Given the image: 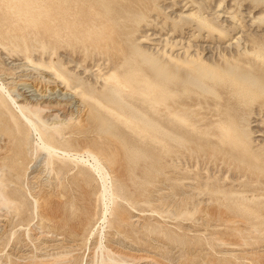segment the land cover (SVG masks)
<instances>
[{"label":"rangeland","instance_id":"1","mask_svg":"<svg viewBox=\"0 0 264 264\" xmlns=\"http://www.w3.org/2000/svg\"><path fill=\"white\" fill-rule=\"evenodd\" d=\"M256 43L264 46V0H0L2 83L18 100L34 101L39 95L65 100L67 108L57 120H78L80 127L65 129V145L55 146L91 149L116 192L98 251V231L90 235L100 223L97 177L83 174L71 184L79 170L70 165L72 171L60 175L68 192L52 199L60 202L53 211L64 210L67 219L47 220L43 204L54 171L43 164L44 153L35 151L26 127L18 122L19 136L16 127H9L12 136L0 142L5 148L0 158L13 156L16 172L8 173L2 160L0 169L12 181L3 184L14 190L23 208L9 227V211L0 209V264H264V195L259 182H248L250 171L255 174L263 164L264 105L256 96L264 99V75L256 62L240 56V50ZM186 53L195 61L177 64ZM109 59L117 61L114 72L124 82L139 73L151 83H168L164 89L173 94L187 124L159 126L166 117L159 118L144 102L158 86L132 83L123 89L98 80ZM63 70L75 74L80 87L103 85L107 96L100 100L113 111L80 103L53 83L58 73L64 78ZM229 77L242 78L243 87L228 85ZM250 86L253 100L241 94ZM89 96L101 98L99 93ZM184 101L192 105L183 106ZM87 105L96 112L91 124L85 122ZM6 108L14 114L7 103L0 107V118L9 119ZM217 111L233 118L228 126L237 137L235 147L202 134L206 123L212 127L221 118ZM223 145L231 149L230 166L206 156L205 149L214 155ZM248 162L250 169L241 170ZM66 200L73 202L71 217Z\"/></svg>","mask_w":264,"mask_h":264},{"label":"bare ground","instance_id":"2","mask_svg":"<svg viewBox=\"0 0 264 264\" xmlns=\"http://www.w3.org/2000/svg\"><path fill=\"white\" fill-rule=\"evenodd\" d=\"M60 1H62V0H60ZM6 7L8 8L7 5H6ZM67 7H68V5H67ZM11 11H12V9H11ZM24 14H26V13H24ZM13 41H14V44H18V46H20L19 39L15 38ZM260 45H262V44L256 43V46H255V44H252L249 49L246 47L243 48L242 51L240 50V56L246 57V58L249 57L250 60L256 62L257 66L261 67L262 74L264 75V46H260ZM15 53H19V52L16 51ZM22 55H24V54H22ZM25 57H24V59H25ZM183 59L184 60L176 59L175 62L177 64L184 63L187 65L190 61H195L194 56H191L188 53L184 54ZM116 64H117V61L115 59H109V63L105 67V69H106L105 74L97 75L96 78L98 80H101V81L106 82V83L111 82V83H113V85H118L123 89H129L131 87L130 84H132V83L133 84L135 83L138 85H141L143 83L148 84L149 86L147 88H149V89H153L155 86L156 87L158 86L156 88V91L152 92L151 97L147 98L144 102L146 103V105L149 108L154 109V113L159 118L166 117L165 118L166 122L160 121L159 126L161 127L162 125H165L167 123H170V125L171 124L173 125L174 124L173 122H176L177 124H182V125L187 124L188 119L186 117L180 116V114L177 112L178 107L176 106L173 94L170 91H166L164 89L166 87V85H168V83H166L164 81H158V82L152 81V83H151L150 79L148 78V76L146 74L142 75L139 73L131 74L130 75L131 80L124 82V81H122L123 79L121 80V78L118 77L117 74L114 72V67L116 66ZM17 65H18V63H17ZM21 66H22V64H21ZM21 66H19V68H21ZM0 67H2V66H0ZM7 70H9V69H7ZM49 71L50 70H47V72H49ZM132 72H136V71H132ZM63 73L65 74L64 78H63V76L58 75L59 73L56 74V76L54 75L57 80L53 79V83H54V81H56L57 83L62 84L63 87L68 92H71L74 95L73 97L77 98V100L80 103L86 102L87 104H91V106H94V107L100 109L101 111H105L106 113L107 112L111 113L113 111L107 105L103 104L100 100L102 98L105 99V97L107 96V93L103 90L105 88L103 85H102V88L101 87L95 88V87H92L90 85L80 87L81 82L78 78H76L75 74H72L70 72L68 73L67 70H63ZM6 75H8V74H6ZM49 78H50V76H49ZM49 78H47V79H49ZM46 81H48V80H46ZM46 81H44V82H46ZM50 81H52V80H50ZM226 81H227L228 85H231L234 83L238 84L241 87H243V85H244V80L240 77L236 78V82H235V79L232 77H229ZM133 84H132V86H133ZM136 90L138 92H140L142 90V88L139 87V88H136ZM13 92H14V90H13ZM258 92H261V91H258ZM90 93H94V94L99 93L101 98L100 97L99 98L91 97V96H89ZM241 94L243 96L247 97L248 100H253L251 97L255 94V91L253 92V88L251 86L250 87H244L243 91H241ZM260 95H262V94L260 93L259 95L256 96V98L257 99L259 98V102L261 101V104L264 105V99H260V97H261ZM44 96L39 95L40 98L37 100H34V101L30 100L29 97L28 98H26V97L20 98L18 100V98H16L17 95L15 96L14 94L10 93L9 90L5 87V85L2 83V81L0 79V107L3 110L8 103L12 106L13 110L15 111L14 114H12L11 110L9 111L8 108H6L8 110L7 118H9V119L0 118V142H3V143H4V141L9 142V140H7V139H9L10 136H12L9 133V127H11V126L16 127V134H18V136H19V132H20L21 128H19L18 122H20V125L26 127V129L28 130L27 138L34 144L35 151H41L44 153V161H43L44 163L43 164L47 167V169L54 171V179L53 180L55 181L53 183V185L50 184L51 189H50V192L47 193V196H48L47 202L44 200L46 203L43 204V205H45L44 209L48 210L46 212L47 213L46 216H47V220H49V221L55 222V220L57 219V221L64 222L67 219L66 216L64 215V210H57L56 209L55 211H53L54 205L58 206L60 204V202H57V201L54 202V201H52V199H54V197H58L59 199H61V198L63 199L64 198L63 194H65V192H68V190H69L68 187H62V185H61V179H60L61 173L64 174V173H68V172L72 171L70 169V165H73V167H75L79 170L78 174L75 175V173H73L74 177H72V183L71 184L76 183L75 178L78 179V177H84V176H82L83 174H86L87 176L90 174H94L97 177V179L100 183V197H99L100 198L99 200L101 201L100 202L101 203V205H100L101 211H100V218H99L100 223L93 227V229L90 231V235L92 236V234L94 235L96 233V231H98L99 236H98V240L96 239L97 242H95L96 247L95 246L94 247H95V250H98V251L102 250L103 245H104V243L102 245V240L104 239L103 230L105 229V228H103V226H104V224H106L107 214L110 211L112 205L114 204V200H115L114 194L116 193V192L114 193V190L112 187L114 185L111 186V179L112 178L110 179L109 173H107V171H106L107 169L99 161V159L92 153L93 151L92 152L90 151L91 149L90 150H84L82 152H78L77 150H75V148H70L72 146H69L68 144H66V146L64 148H60V147L55 146L56 145L55 143H58L61 145V147H63V145H65V143H66V140L64 138V133H63L64 130L67 128H70V127L74 128L75 126L80 127V121L77 120V121L72 122L71 120H68V119L57 120V118H58L57 113L59 111L63 110L64 106L65 107L67 106L66 105L67 102L65 103L64 102L65 100L61 101L58 98H49V97H46V95H44ZM182 103H183L182 104L183 106L192 105V102L189 103L187 101H184ZM87 106H90V105H87ZM91 106L87 109L86 114H85V122L88 124L94 123L96 121V116H95L96 112L92 110ZM221 115H222L221 112H219V111L216 112V116L220 117ZM66 116H65V118H66ZM232 120H233V118H229V117L222 118V116H221V118H219L217 121H215L213 123L212 127H209L211 125V122L206 123L205 124L207 127V128L205 127V129H206L205 133L206 134H204V132H202V134L214 137L218 141V143H220V144H223L221 141L223 139H226L227 141H229V144L232 147H235L236 145H238L237 144V137L234 135H231V130L228 126V124L230 122H232ZM57 123H59V124H57ZM7 127H8V129L5 130ZM207 129H208V131H207ZM158 135H160V134H158ZM233 137L235 138V141L232 140ZM3 143H2V145H3V147H5ZM239 143H242V142L240 141ZM223 146H224V150L220 151L218 153H215L214 155L208 149H205L206 156L212 162H221L222 164H224L226 166H230L233 164V159L231 157H229L231 149L227 145H223ZM0 149L2 150L5 148L0 147ZM242 154H243L242 156L244 157L247 154V151L244 150ZM105 158H104V160H105ZM0 160H2L3 163H6V165L8 167L7 168L8 173L16 172V170H15L16 160L14 159L13 156H10V157L4 156V157H1ZM107 160H109V162H110V159H107ZM261 160H263V164L257 165L258 167L255 169V171H257V172H255V174H254L253 173L254 170L250 171V176H248V182H249V184L251 182H253V180H255L256 182H259V184L262 185V187H260L259 189L263 190V195H264V179L260 178V174H264V157ZM260 162H262V161H260ZM111 165H113V161H112ZM243 165H244V167H242L241 170L246 171V168L250 169L249 168L250 162H248L247 164H243ZM53 166H54V168H53ZM4 181H8L9 183H12V181L9 179V176L5 177V175L2 174L1 169H0V209L4 208L5 210L9 211V213L5 217L6 218L5 224H7V226L9 227L11 222H13V220L15 218H18L21 215L20 211L23 208V201L22 200L19 201L18 198H16L15 194H12V192H14V190L10 189L8 185H4L3 184ZM66 183H68V182H66ZM72 188L73 187H71L70 189H72ZM80 189H81V187H80ZM74 190H76V188H74ZM78 193H80V192H78ZM33 198H34V196H33ZM58 198L56 200H58ZM80 199H82V198H80ZM44 201L42 203H44ZM81 201H83V199ZM64 202L65 203L68 202L70 204L69 200H66ZM76 202H78V201H76ZM35 204H36V202L34 201V205ZM72 204H73V202H72ZM72 204H70V208L68 209L69 210L68 211L69 212L68 217L72 216V212H71L72 211ZM87 206H90V205L88 204ZM87 208H89V207H87ZM5 213H7V212H5ZM42 213L44 215V212H42ZM84 213H86V210ZM66 222H68V221H66ZM63 224L65 225V223H63ZM66 226L69 229L73 228L72 225H66ZM3 234H2V236H3ZM57 235H59V234H57ZM50 240H52V239H50ZM50 242L51 241H47V242H45V244L47 243V245H49L48 243H50ZM51 244L52 243H50V245ZM111 246H112V244H111ZM104 248H105V246H104ZM50 249H51V251L53 250L52 248H50ZM54 254H50L51 257H54V256H52ZM57 254H59V253H57ZM105 256H103V257H105ZM106 257H108V256H106ZM59 258L60 257H58L57 259H59ZM103 259H106V258H103ZM62 260H63V257H62ZM67 260L68 259H66V261ZM107 262H109V261L107 260ZM43 263L47 264L46 262H43ZM51 263L62 264V263H65V260L62 263L60 260H56L55 262L52 261V262H50V264ZM66 263L69 264V262H66ZM113 263H114V260H113ZM125 263H126V261H125ZM109 264H111V263H109Z\"/></svg>","mask_w":264,"mask_h":264}]
</instances>
